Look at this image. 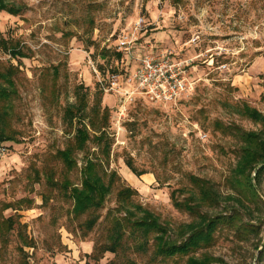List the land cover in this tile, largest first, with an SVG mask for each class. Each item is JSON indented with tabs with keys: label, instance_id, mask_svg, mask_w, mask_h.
<instances>
[{
	"label": "rangeland",
	"instance_id": "374dc122",
	"mask_svg": "<svg viewBox=\"0 0 264 264\" xmlns=\"http://www.w3.org/2000/svg\"><path fill=\"white\" fill-rule=\"evenodd\" d=\"M5 1L25 8L19 15L0 11V38L10 48L19 44L27 57L15 58L0 45V74L17 67L16 93L0 111L7 112L5 132L18 139L0 153V264H185L187 258L157 256L153 237L139 248L128 233L116 253L92 252L111 225L106 217L126 215L118 191L127 186L137 191L127 207L142 205L176 237L195 219L172 199L173 192L179 200L190 195L191 175L210 180L220 193V203L203 211L229 214L236 206L241 221L260 229L243 237L223 225L213 245L193 254H210L219 264H264V174L256 185L258 202L239 203L229 183L243 145L238 129L264 134L263 124L244 113L246 105L264 113V0ZM141 18L142 29H136ZM132 32L138 41L128 55L117 43ZM170 52L194 61L188 73L195 82L192 93L172 104L144 95L126 103L104 92L88 58L104 74L110 65L124 74L137 57ZM0 85L10 83L0 76ZM80 86L88 114L99 102L109 111L113 140L110 159L94 140L85 150L102 159L106 173L119 175L87 233L85 215L79 223L68 193L49 181L81 183L86 153H78L72 170L56 158L72 139L65 111ZM143 212L138 209V216Z\"/></svg>",
	"mask_w": 264,
	"mask_h": 264
},
{
	"label": "trees",
	"instance_id": "16d2710c",
	"mask_svg": "<svg viewBox=\"0 0 264 264\" xmlns=\"http://www.w3.org/2000/svg\"><path fill=\"white\" fill-rule=\"evenodd\" d=\"M24 8L8 3L5 0H0V11L19 15ZM0 45L7 49L15 58L27 57V54L20 48L19 44L10 48L6 41L0 38ZM118 55L121 56V53L118 52ZM12 69L0 74L5 81L10 83L9 87L0 85V105L1 107L5 106L3 108H6L4 102L8 101L16 93L13 77L17 74V67L14 69L15 72ZM80 88L83 89V87L80 86L76 93L77 101L68 106L65 111V120L71 132H73L72 139L66 148L56 153V158L64 163L69 170H72L78 166V153L85 152L84 164L81 168V183L73 185L67 179L60 184L54 183L52 180L49 181L60 192L68 193L69 198L74 202L72 210L74 217L78 219L79 223H81L80 217L85 215L81 227H85L86 230L84 232L87 233L92 231L99 222L100 210L104 208L106 199L119 175L115 171L110 174L106 173L102 159L90 157V154L85 150L88 142L94 140L104 156L110 159L113 140L109 137L107 131L109 111L106 108L102 109L99 102L92 109V114H88L86 111L89 104L88 95ZM245 107L244 113L264 126V113L248 105ZM6 114V111H0V145L9 147L7 142L17 143L18 139L7 134L4 130ZM86 120H88L87 123ZM92 132L94 133L93 135ZM238 134L242 138L243 145L240 149L234 173L229 181L230 187L236 194V197L232 196V198L239 203H243V201L258 202L259 196L256 185L264 174V134L262 132L243 131L240 129H238ZM128 166L136 175L143 174L132 163H129ZM108 176L109 179H107ZM190 180L191 193L185 200L177 199L176 193H172L175 206L195 216L192 222L184 224L179 229L176 237L169 232L168 227L164 226L157 216L153 215L151 211L145 210L142 205L137 204L134 209L127 207L137 192L136 189L127 186L118 191V200L124 204L126 215L115 217V215L113 216L109 213L110 215L106 219L111 221V225L103 235L102 241L95 243L92 255L100 257L107 252L116 253L123 246L124 239L128 233L136 241H139V248H142L144 244H149L151 237H153L152 245L155 247V254L163 259L181 257V259L187 258L185 264H219L220 262H217L219 259L210 254L197 257L193 253L213 245L216 233L221 226L234 228L243 237H246L243 233L248 232L259 234V227L241 221L242 213L236 206L231 208L232 212L229 214L217 213L212 215L207 211H203L205 207L214 208L220 203V193L210 180L192 175ZM138 209L144 211L140 216L137 214ZM9 221L11 222L12 219L10 218ZM24 264H30L28 259L25 260Z\"/></svg>",
	"mask_w": 264,
	"mask_h": 264
},
{
	"label": "built area",
	"instance_id": "2783aa9c",
	"mask_svg": "<svg viewBox=\"0 0 264 264\" xmlns=\"http://www.w3.org/2000/svg\"><path fill=\"white\" fill-rule=\"evenodd\" d=\"M143 24L144 20L141 18L136 24V29L139 27L142 29ZM136 41H138L136 32L123 34L118 39L117 48L120 52L133 55ZM88 58L100 88L106 93L122 96L126 103L133 101L135 95H144L154 103H177L195 89V82L190 79L188 73L194 61L177 59L172 52L160 56L144 54L137 57L136 69L124 74L120 70L113 69L111 65L104 74L90 55ZM7 149L8 147L0 145V153Z\"/></svg>",
	"mask_w": 264,
	"mask_h": 264
},
{
	"label": "crops",
	"instance_id": "0c3cea01",
	"mask_svg": "<svg viewBox=\"0 0 264 264\" xmlns=\"http://www.w3.org/2000/svg\"><path fill=\"white\" fill-rule=\"evenodd\" d=\"M135 63H136V65L134 66V68H132V69H131V71L135 70V69H136V67H137V65H138V62H135ZM116 66H117V67H119L120 65H119V64H117ZM127 70H128V69H127Z\"/></svg>",
	"mask_w": 264,
	"mask_h": 264
}]
</instances>
